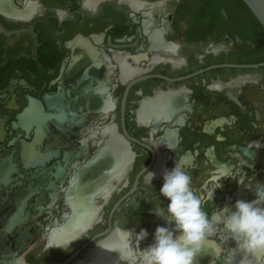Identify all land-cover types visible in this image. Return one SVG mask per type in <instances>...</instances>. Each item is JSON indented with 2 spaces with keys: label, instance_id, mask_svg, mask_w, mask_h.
Returning a JSON list of instances; mask_svg holds the SVG:
<instances>
[{
  "label": "flooded vegetation",
  "instance_id": "af4514ba",
  "mask_svg": "<svg viewBox=\"0 0 264 264\" xmlns=\"http://www.w3.org/2000/svg\"><path fill=\"white\" fill-rule=\"evenodd\" d=\"M260 63L264 27L243 0H1L0 264H91L115 232L127 254L112 264H143L156 228H175L154 208L170 203L160 189L176 162L212 225V264H225L236 243L221 209L264 185V66L194 73ZM175 93L166 118L141 119L146 102ZM108 128L127 161L93 198L94 218L50 244Z\"/></svg>",
  "mask_w": 264,
  "mask_h": 264
},
{
  "label": "clouds",
  "instance_id": "9594fccd",
  "mask_svg": "<svg viewBox=\"0 0 264 264\" xmlns=\"http://www.w3.org/2000/svg\"><path fill=\"white\" fill-rule=\"evenodd\" d=\"M147 175L151 184L155 173L147 172ZM163 179L160 194L170 203L166 209L160 205L155 207L154 214L175 228H156L155 243L140 251L143 264H199L206 237L213 231L202 200L193 192L192 178L181 164L176 162ZM221 186L219 183L216 188ZM247 187L253 189L255 200H237L235 211L227 207L221 209L225 214L224 227L236 243L225 264H237V255L238 264H251L252 258L264 260V185ZM147 236V231L141 230L136 237L137 244Z\"/></svg>",
  "mask_w": 264,
  "mask_h": 264
},
{
  "label": "bare ground",
  "instance_id": "6f19581e",
  "mask_svg": "<svg viewBox=\"0 0 264 264\" xmlns=\"http://www.w3.org/2000/svg\"><path fill=\"white\" fill-rule=\"evenodd\" d=\"M84 54L87 55L86 49ZM90 55L93 56L91 53ZM84 60L85 63L89 62V59ZM92 61L94 63V59H92ZM123 73L125 77L128 73L130 74L131 71L124 67ZM178 100L179 94L175 93L170 96H159L154 101L146 102L140 114L141 119L148 120L155 118V120H160L166 118L172 112L171 110L175 103H178ZM92 104L102 111L108 110V107L110 108V106H108L109 102L99 103L97 101V104L93 102ZM104 133L111 135V138L108 139L106 145L99 152L95 162L77 173L72 182L73 187L68 191L70 196L75 197V200L72 202V214L63 226L52 231L49 238L50 244H61L67 241L94 218L97 208L93 203V198L98 194H104L109 189L110 179L115 177L114 175L118 176L120 174V170L127 161V155H124L126 148L121 146L120 139L117 138L114 130L108 128ZM169 135L170 134L167 135L165 141H169ZM120 148L123 150V153H121ZM156 172L159 171L157 170ZM233 211H235V208ZM125 240L126 235L115 232L107 243L101 244L98 250L96 249L95 252L93 251L94 256L91 264H112L118 257L126 255L127 252L123 249L126 244ZM217 252V248L213 244L205 242L203 251L198 258L199 264H212L213 258ZM97 254L102 256L100 260L98 258L99 256L96 258ZM236 259L239 261V255H237ZM256 260V258H252L251 263Z\"/></svg>",
  "mask_w": 264,
  "mask_h": 264
},
{
  "label": "water",
  "instance_id": "95a60500",
  "mask_svg": "<svg viewBox=\"0 0 264 264\" xmlns=\"http://www.w3.org/2000/svg\"><path fill=\"white\" fill-rule=\"evenodd\" d=\"M248 8L252 11L255 17L264 27V0H243ZM264 66V63L260 64H248V65H238V64H223V65H214L203 70L197 71L195 74L215 69L218 67H234V68H258Z\"/></svg>",
  "mask_w": 264,
  "mask_h": 264
}]
</instances>
